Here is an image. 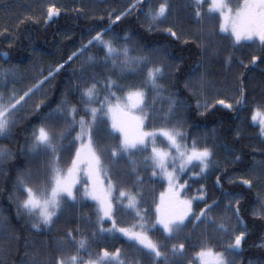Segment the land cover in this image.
<instances>
[{
    "label": "trees",
    "instance_id": "1",
    "mask_svg": "<svg viewBox=\"0 0 264 264\" xmlns=\"http://www.w3.org/2000/svg\"><path fill=\"white\" fill-rule=\"evenodd\" d=\"M235 5L239 0H229ZM242 1V0H241ZM163 0H143L136 4V0H0V72L4 69H15L14 74L0 76V95L6 102L9 95L15 91L17 96L22 95L29 86L42 80L49 71L64 65L55 75L43 85L40 92L31 97L24 108L16 113L17 123L13 126L12 132L7 137H0V147L10 150L12 156L6 158L0 165V217L6 218L3 228H0V244H11L6 253L0 257L3 264H28L32 259H41L47 256L52 258L78 255L85 260L95 259L97 254L104 249L114 252L121 250V259L124 264H200L196 253L201 246L212 247L216 251H224V245L231 242L230 236L218 232L215 225L204 223H189L173 239H165L162 229L158 226L156 230L149 232L151 238L161 244L167 245L161 248V252L167 255L168 259L161 257L159 260L149 258L142 252H137L135 246L129 243L126 238L117 235L93 236L96 231L94 221L95 202L87 200L79 207V211H74L70 219L63 216L51 229H42L37 232L30 227V223L25 221L28 218L21 214L16 215L17 199H24L25 194L16 189V179L29 168L35 166V162L28 155L31 146V134L33 128L41 123L37 114L32 111L35 104L41 100L55 108L62 98V94L67 93L72 104L81 107L78 103L80 90L90 86L92 81L80 80V69L95 71L98 78L105 75V67L97 64L93 69H89L86 63L87 57L94 56L98 60L104 55L102 46L95 44L90 46L83 55L68 61L69 56L78 52L81 45L96 35L103 33L105 41H112L116 48L124 44L130 49V55L137 54L143 49L153 50L161 48L163 52H153L152 59L163 65H176L175 68L166 67V75L160 82L166 86L163 93L165 98L156 101L158 111H166L168 107L167 96L173 95L183 100L188 107L179 106V114L171 121L165 122L159 119H150L145 122V130L152 131L160 127H181L189 138H203L209 146L218 145L215 148L214 161L216 166L212 167L203 177H192L190 174L183 176V180L188 181L189 187L184 190L187 197H199L201 193L198 189L203 185L206 189L204 200L193 199V211L199 212L204 208L205 203L211 204L213 200L218 201V206L209 213L218 223L225 222L229 226L236 224V219L230 209L225 208L227 199L225 192L239 194L240 216L246 223L248 235L243 244L241 253H234L232 258L236 264H264V248L259 247L264 243V207H261V198H264V179L260 184L254 181V187L249 189L246 185L239 183L241 179H252L249 173L254 161L264 160V137L260 135V126L252 122V113L257 106L264 104V65L253 67L249 65L246 69L243 65H248L252 56H259V41L241 42L235 44L231 35L220 30L221 17L217 12H209V0L203 1L200 6L202 17L198 20L194 14L195 0H169L173 11L167 20L160 22L149 31L152 23L147 18V11L151 7L155 9ZM136 4L128 14L124 15L120 21H116V15H120ZM238 5H235L236 7ZM51 7L59 9V14L51 19L47 18V10ZM23 21V23H21ZM172 27L178 34L188 42L175 41L168 36L164 29ZM107 29V31H105ZM130 35L131 40L124 41L118 39L124 35ZM205 45L207 47H205ZM7 53V57L3 56ZM142 54V53H141ZM231 56V63H225V57ZM122 57L117 58L119 62ZM259 64V61L257 62ZM170 72L171 75H167ZM107 74L114 80H119L121 84H139L142 81L140 75L125 74L122 78L119 70H113L109 65ZM205 75L208 87L203 89V95L210 102L225 99L227 102H234L233 97L239 98L237 91L241 86L245 89L246 104L242 107L234 105L235 110H229L221 105L205 110L197 108L196 102L202 99L196 95L199 89V77ZM189 87L185 88V83ZM77 85V90L73 91L72 86ZM98 94L101 99L107 92L97 85ZM113 91L120 101H125L127 89L121 91L114 88ZM155 95L149 91V98ZM115 99L112 103H115ZM99 108V104L93 105ZM42 112L48 109L42 108ZM200 113H203L201 115ZM79 115L85 119L90 117L83 111L82 107ZM179 120L181 123L176 124ZM63 121L58 123V127L63 126ZM102 128L110 127L109 117L100 121ZM76 131H79L77 128ZM239 133V135H237ZM75 135V132L72 133ZM71 139V137H69ZM119 134L108 135L104 133V138L100 140L101 145L119 143ZM190 142V141H189ZM67 144L68 141H64ZM78 146V145H77ZM157 146L167 149L168 145L162 137H157ZM23 149V150H21ZM241 157L240 162H235L233 154ZM74 150L61 153L59 167L66 169L71 165V157ZM148 155L136 153L135 157ZM108 174L112 175L113 182L117 183V176L113 171L110 158L105 154L102 156ZM123 170L121 178H126L123 185L125 190L143 193L141 200V210L149 222L155 221L156 205L159 204L161 194L165 191L166 182L160 177H151V172L141 167L139 174L144 178V184L135 187L132 183L134 177L128 176L129 164L126 159H122L116 165ZM198 171V168H193ZM151 177V178H150ZM191 177V178H190ZM220 177V185H217L216 178ZM232 183H229V181ZM43 177L39 181L33 180L30 186L44 185ZM77 196L82 191V184L77 185ZM11 197V200H10ZM87 214L92 223L83 221L78 217ZM118 222L120 217L117 218ZM135 217L131 213L123 216L120 227H128L135 223ZM104 227H110V223L105 221ZM79 228L83 237L87 240V251L77 252L76 246L65 243L58 246V242L66 240V232L72 231L77 240L81 238L76 231ZM245 229H237V232ZM15 233L20 236L19 242L9 239V234ZM31 243L30 247H25V242ZM184 244V255L174 257L171 253V246ZM91 253V256H89Z\"/></svg>",
    "mask_w": 264,
    "mask_h": 264
},
{
    "label": "snow or ice",
    "instance_id": "2",
    "mask_svg": "<svg viewBox=\"0 0 264 264\" xmlns=\"http://www.w3.org/2000/svg\"><path fill=\"white\" fill-rule=\"evenodd\" d=\"M142 2L143 0H136V4ZM202 3L203 0H195L194 14L198 20L202 17L200 11ZM136 4H133L120 15H116V21H120L124 15L135 9ZM172 11L173 8L169 0H163L155 9L150 7L146 14L152 22L149 31L158 23L166 21ZM208 11L220 13L223 20V23L220 24V30L229 33L235 44L258 39L261 55L252 56L249 64L243 65V67L247 69L249 65L253 67L264 65V0H244L243 5L235 9L234 15H232L233 9L224 3V0H211ZM58 14L59 9L55 7L47 10L48 19ZM164 32L175 41L188 42L182 34H178L172 27L164 29ZM118 39L128 41L132 37L126 34L123 37H118ZM95 44L103 47L104 55L99 60L94 56H89L86 63L89 69H93L97 64L103 65L105 75L100 79L95 71L89 72L88 69L81 68L79 77L82 81H92L90 86L80 90L78 101L90 119L86 120L84 116L79 115L81 107L72 104L67 93L62 94L60 103L55 108H49V105L41 100L32 109L41 123L33 128L32 143L28 149V155L35 162V166L22 172L16 179V189L25 194L24 199H17V217L21 214L28 218L34 217V221L29 219L25 222L30 223L31 229L39 232L42 229L54 227L62 216L65 219H70L74 211H79L83 202L91 200L96 205L94 237L110 236L115 238L119 234L133 244L137 252H142L155 260H159L161 257L164 260L168 259L167 255L161 252V248L167 245L154 241L149 232L156 230L159 226L165 235V239H173L178 237L189 223L207 222L215 225L218 232L230 236L231 242L223 246L224 251H216L212 247L201 246L200 251L196 253L200 264H236L232 256L234 253L243 251V244L248 235L246 223L240 216L241 200L238 198L239 194L224 193L225 197L228 198L225 208L232 211L236 224L229 226L225 222L218 223L209 214L213 208L218 206V201L213 200L211 204L205 203L204 208L200 209L199 212H194L193 199L204 200L206 189L202 185L198 189L201 193L199 197L181 199V192L186 190L189 185L187 180L180 183L179 177L176 175L177 172L184 174L187 169L191 171L192 177H203L212 167L216 166L214 150L218 145L209 146L203 138L190 139L187 133L177 126L160 127L152 131L144 130L146 121L155 118L171 122L179 114V106L188 107L183 100L173 95L166 97L168 101L166 111H158L155 106L158 99L165 98L163 93L167 89L160 81L165 78L166 67L175 68L176 71H179V68L176 65L159 64L152 59L153 52L164 51L161 48L147 51L141 49L137 51V54L130 55L127 44L116 48L112 41L103 39L102 32H97L87 44L81 45L79 51L72 53L65 63L83 55L90 46ZM205 47L207 46L205 45ZM7 55V53H3V56L7 57ZM120 57L123 59L117 62V58ZM231 60V56L225 57V63L230 64ZM109 65L113 70H119L121 78L125 74L142 76L141 83L121 84L118 79L114 80L111 75L107 74ZM63 66L59 65L49 71L47 76L29 86L22 95L17 96L16 92L13 91L6 102L0 95V137H7L11 134L13 126L17 123L16 113L24 108V105L33 95L40 92L45 83L54 79ZM14 72L15 69H4L0 72V76L11 75ZM167 75H171V73L168 72ZM199 81L200 90L196 92V95L201 96L202 99H198L196 102L198 109L209 110L218 104L229 110H235L234 105L242 107L246 104L243 86L237 89L239 98L233 97L234 102H227L225 99L210 102L203 95V89L209 86L204 74H201ZM98 84L107 92L103 99L98 94ZM188 87L186 82L185 88ZM77 88V85L72 86L73 91ZM114 88L121 91L127 89L124 97L125 103L121 104L120 97L113 91ZM149 91L155 94L151 99L149 98ZM113 99L116 103H112ZM95 104H99V108L94 107ZM42 108L48 109V111L42 112ZM200 114L203 115V113ZM105 117H110V127L108 128H102L100 125V121L105 120ZM60 121L64 122L62 127H58ZM252 122L260 124V135L264 137V104L255 108L252 113ZM180 123L181 121H176L177 125ZM77 128L79 131H76ZM73 132H75L74 136L72 135ZM105 132L108 135L118 133L119 143L101 145L100 140L104 138ZM157 137H162L166 141L168 150L157 146ZM64 141H68V143L64 144ZM72 150H74V155L71 157V165L66 169L60 168L61 153ZM145 152L148 155L141 156L139 159L135 157L136 153ZM105 154L112 162L117 183L113 182L112 175L108 174V168L102 160V156ZM11 156L10 150L0 147V165ZM233 158L235 162L241 161V157L235 153ZM122 159H126L129 164L127 175L134 177L132 183L135 187L139 188L144 184V178L139 174L141 167L150 171L151 177H160L168 182L167 200L165 195L161 194L160 203L156 205L154 222H149L142 213L140 207L142 192H132L125 190L122 186H117V184L123 185L126 182V178H121L123 170L116 166ZM169 165H172L171 171ZM189 166L198 167L199 172L192 171ZM249 173L253 178L241 179L239 183L251 189L254 187V181L256 184H260L261 180L264 179V160L254 161ZM101 175L104 176L106 183L101 181ZM81 176L84 177V182L82 191L77 196L76 192L80 191L77 189V185L81 183ZM41 177L46 182L44 185H37L35 188L30 186L33 180L39 181ZM216 183L220 185V177L216 178ZM229 183L232 181L230 180ZM220 186L222 187V185ZM260 203L261 207H264V198H261ZM127 213L133 214L136 222L128 227H120L119 223L123 222V216ZM118 217H120L119 222ZM78 218L92 223L87 214L80 215ZM105 221L110 223V227H104ZM5 223L6 218L0 217V228H3ZM237 229L245 230L237 232ZM76 231L81 236L79 240L73 236L72 231H68L66 232V240L58 242V246L71 243L76 246L77 252L82 249L87 251V240L79 228ZM9 239L19 242L21 237L15 233H10ZM30 246L31 243L26 241L25 247ZM10 247V243L0 244V257ZM259 247L264 248V243H261ZM184 249V244H173L171 253L174 257H182ZM0 264H3L2 260H0ZM28 264H124V261L121 259V250L117 248L114 252L104 249L97 254L95 259L85 260L78 255L69 256L67 259L47 256L41 259L34 258ZM177 264H181V261L177 260ZM248 264H253V261L249 260Z\"/></svg>",
    "mask_w": 264,
    "mask_h": 264
},
{
    "label": "rangeland",
    "instance_id": "3",
    "mask_svg": "<svg viewBox=\"0 0 264 264\" xmlns=\"http://www.w3.org/2000/svg\"><path fill=\"white\" fill-rule=\"evenodd\" d=\"M203 1H205V0H203ZM210 2H211V0H209V4H210ZM224 3L228 4V6H229L230 8L233 9V13H232V15H234V14H235V9H236L238 6L243 5L244 0H242V1L239 0L238 2H236L235 5H238V6H236V7H234L235 5L233 4V2L231 3L229 0H224ZM209 4H208V7H209ZM217 13H219V12H217ZM219 15H220V13H219ZM220 17H221V15H220ZM221 23H223L222 18H221ZM229 27H230V25H229ZM120 102H121V104L125 103V101H120ZM115 103H116V102H115ZM109 119H110V117H109ZM256 124H258V125L260 126L259 123H256ZM144 130H145V129H144ZM145 131H146V130H145ZM165 150H168V148L165 149ZM189 167L192 169V171H194L193 168H192V166H189ZM197 168H198V167H197ZM169 170H170V171L172 170V165H169ZM195 172H199V168H198V171H195ZM186 174H190V175H191V171H188V170L186 169V171H185L184 174H181V173H179V172L176 173V175L179 177V182H180V183H184L185 180H183V176L186 175ZM191 176H192V175H191ZM195 177H198V176H195ZM100 179H101V181H104V176L101 175ZM80 180H81V183H80V184H83V182H84V177L81 176V177H80ZM104 182L106 183V181H104ZM165 182H166V188H165V191H164L162 194L165 195V199L167 200V196H168V182H167L166 180H165ZM89 184H90V181H89ZM160 197H161V196H160ZM180 198H181V199H192V198H190V197L185 196V194H184V190L181 192ZM159 203H160V199H159ZM197 260H198L199 263H200V260H199L198 257H197Z\"/></svg>",
    "mask_w": 264,
    "mask_h": 264
}]
</instances>
